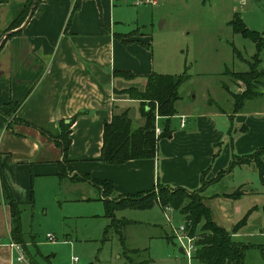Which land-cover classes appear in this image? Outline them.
<instances>
[{"label": "crops", "instance_id": "crops-1", "mask_svg": "<svg viewBox=\"0 0 264 264\" xmlns=\"http://www.w3.org/2000/svg\"><path fill=\"white\" fill-rule=\"evenodd\" d=\"M25 2L0 1V264H33L23 253V260L16 261L18 254L11 245L20 244L10 234L1 181L17 205H30L37 185L47 191L61 189L72 176L109 182L110 198L145 193L156 184L195 191L203 176L208 185L202 203L212 223L231 234L240 221L233 215L237 200L253 192L241 184L236 187L243 190L240 197L231 199L224 196L230 193L213 190L235 167L255 169L241 164L226 172L232 158L250 156L264 147V108H249L247 100L227 116L215 109L211 97L201 99L198 108L190 101H178L167 122L170 134L157 140L153 158L103 164L102 129L112 115L126 113L131 130L144 124L139 101L114 91L142 90L150 73L170 74L153 69L148 44L111 30L112 0H40L26 23L6 32ZM6 35L10 36L3 40ZM114 72H128L133 78ZM132 115L137 116L135 121ZM72 118L63 155L54 141L59 138V123ZM163 122L156 116L154 125L161 130ZM244 226L231 236L250 246L242 264H264V227L251 236Z\"/></svg>", "mask_w": 264, "mask_h": 264}, {"label": "rangeland", "instance_id": "rangeland-1", "mask_svg": "<svg viewBox=\"0 0 264 264\" xmlns=\"http://www.w3.org/2000/svg\"><path fill=\"white\" fill-rule=\"evenodd\" d=\"M133 1L112 0L111 30L148 44L145 47L154 70H167L170 75L186 72L189 80L179 89V102L190 101L198 108L201 99L211 97L218 112L232 115L233 100L223 87L238 94L244 86L231 73L251 68L264 71V43L255 67L254 43L233 32L229 22L236 13L245 29L263 32L264 0H153L155 5L142 1L137 6ZM251 84L259 95L249 100V108L263 109L264 78L254 77ZM132 118L135 121L137 116ZM241 184L253 194L237 200L233 215L237 214V220L245 217L243 231L254 236L264 227V180H259L255 169L235 167L213 192L231 193ZM98 190L89 183L68 181L65 187L53 191L43 185L32 189L31 204L18 205L20 248L26 261L187 264L185 255L177 252L179 235L173 229L184 226V217L177 211L168 207L165 215L167 210L153 205L149 209H122L108 216L103 201L113 205L119 198H110L106 187ZM124 220L131 224L121 227ZM192 239L193 243L197 241V237Z\"/></svg>", "mask_w": 264, "mask_h": 264}, {"label": "trees", "instance_id": "trees-1", "mask_svg": "<svg viewBox=\"0 0 264 264\" xmlns=\"http://www.w3.org/2000/svg\"><path fill=\"white\" fill-rule=\"evenodd\" d=\"M3 1V0H0ZM40 0H36L30 16L33 14ZM32 0H26L22 11L18 18L14 20L6 32L18 27L27 17ZM233 32L239 33L243 38L249 39L255 45L256 53L253 55L252 61L255 67L258 65L257 54L264 43V31L256 33L248 31L244 28L239 16L233 14L229 22ZM5 32V33H6ZM4 33V34H5ZM10 35L4 36L3 40ZM2 41L0 43L1 47ZM247 72L231 73L232 76L240 78L244 89L239 94H230L233 104L232 112L235 113L242 108L245 101L253 99L258 93L254 91L251 80L255 78H264V71L252 70ZM115 75H120L125 79H131L133 76L128 72H114ZM254 75V76H253ZM188 80V75L183 71L179 75H161L150 73L145 76V85L142 90L128 88L125 90L114 91L115 94L125 95L128 99L137 100L140 103V114L144 119L142 127L135 130L130 129V120L126 113L112 115L110 121L105 123L102 129V143L100 148L99 161L103 164L117 165L128 160L151 159L156 152V142L158 139L169 136L168 119L175 115V103L179 100L178 89ZM227 92L226 88L223 87ZM232 113V114H233ZM155 116L164 119L161 134L154 137V119ZM72 119L67 123H59V138L54 141L61 149L63 155L69 146V127ZM64 159V158H63ZM252 164L255 168L260 181L264 180V147L259 148L250 156L244 158H232L230 166L226 172L231 171L235 165ZM64 173L60 167V176ZM71 182H85L99 189L106 187L108 193H111L112 186L107 181L90 180L85 176H72L69 178ZM208 185V182L200 177V187L195 191H188L184 188H169L156 184V187L148 192L136 194L133 196L119 197V199L110 204L103 201L104 209L108 216H112L113 212L122 209H149L153 205L158 207L170 208L177 211L184 218V227L187 236L190 238L197 237L194 241V252L192 255L191 264H242L244 253L250 248L249 245L234 241L231 237L240 228L245 225V217L238 221L232 228V233L229 234L223 229L215 226L208 212V209L203 205V191ZM1 193L5 204L9 209L10 215V234L14 243L21 244L19 233V213L17 203L14 201L8 187L1 181ZM240 189H236L230 194H225V197L236 199L240 197ZM131 224L130 221H121L120 226L124 227ZM121 239L120 233H118ZM165 239H168L165 237Z\"/></svg>", "mask_w": 264, "mask_h": 264}, {"label": "built area", "instance_id": "built-area-1", "mask_svg": "<svg viewBox=\"0 0 264 264\" xmlns=\"http://www.w3.org/2000/svg\"><path fill=\"white\" fill-rule=\"evenodd\" d=\"M142 1L144 3H150L151 4V0H134V4L139 5V4H141ZM155 118H156V116H155ZM182 122H183L182 118L180 117V126H182ZM153 134H154L155 138L161 134V130L158 129L155 125L153 128ZM164 210H167L166 212H168L169 208L166 207V208H164ZM173 230H174L175 234L179 235V236H177L176 241L180 244V245L179 244L178 245L182 249V254H184L186 257L187 264H191L192 263V255L194 252L193 239L187 236L185 228L182 225L176 229H173ZM46 239L50 240L51 237L49 235H46ZM182 241H184L185 244ZM11 246L14 248V250L18 254L16 261H18V262L22 261L23 255H22L20 247L17 245H11Z\"/></svg>", "mask_w": 264, "mask_h": 264}, {"label": "water", "instance_id": "water-1", "mask_svg": "<svg viewBox=\"0 0 264 264\" xmlns=\"http://www.w3.org/2000/svg\"><path fill=\"white\" fill-rule=\"evenodd\" d=\"M35 1H36V0H32L31 6H30V9H29V13H28L27 17L25 18V20L23 21V24L26 23V21H27L28 18L30 17V14H31V12H32V9H33V6H34ZM3 38H4V37H2V39H3ZM2 39H1V40H2ZM177 252H178L179 254H182V249L179 247L178 250H177Z\"/></svg>", "mask_w": 264, "mask_h": 264}]
</instances>
